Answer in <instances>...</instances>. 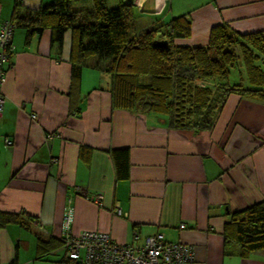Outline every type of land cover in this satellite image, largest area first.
<instances>
[{
    "label": "crops",
    "instance_id": "0c3cea01",
    "mask_svg": "<svg viewBox=\"0 0 264 264\" xmlns=\"http://www.w3.org/2000/svg\"><path fill=\"white\" fill-rule=\"evenodd\" d=\"M21 1L37 10L52 0ZM14 3L0 0V24L10 21ZM135 5L144 27L186 15L191 35L178 45L206 46L216 25L238 34L264 31V0ZM16 30L1 87L0 213L17 214L31 228L0 227V264L62 261L68 208L72 236L93 231L119 244L135 237L141 244L162 234L167 242L193 246V264H264V250L243 258L237 245L224 240L233 213L264 201V99L231 94L210 129L176 130L163 113L112 108L111 76L97 73L92 58L73 106L71 34L57 56L48 29L29 45ZM119 149L128 151L124 179L116 174L113 151ZM38 239L59 246L39 257Z\"/></svg>",
    "mask_w": 264,
    "mask_h": 264
},
{
    "label": "trees",
    "instance_id": "16d2710c",
    "mask_svg": "<svg viewBox=\"0 0 264 264\" xmlns=\"http://www.w3.org/2000/svg\"><path fill=\"white\" fill-rule=\"evenodd\" d=\"M86 2L89 6L83 7ZM136 7L133 0H52L31 10L15 0L7 21L13 29L6 46L13 57L16 29L24 31L26 45L48 29L51 49L58 56L65 34L70 33L74 40L68 92L71 105L76 104L81 72L93 58L98 70L111 76L112 108L163 113L168 115L169 127L176 130L210 129L231 94L264 99V31L238 34L227 25H216L210 30L206 46L178 45L175 40L191 35L186 15L168 23L141 25V29L136 22ZM159 41H166V46H158ZM238 64V85H229V70ZM4 80L5 71L0 81L3 104ZM127 154L126 149L113 151L118 179L128 177ZM10 224L31 228L17 214L0 213V227ZM228 226L231 229L227 234L225 228V243L237 245L240 257L264 250V201L233 213ZM58 246L53 239H38L37 254L43 257ZM59 263L70 264L66 258Z\"/></svg>",
    "mask_w": 264,
    "mask_h": 264
},
{
    "label": "built area",
    "instance_id": "2783aa9c",
    "mask_svg": "<svg viewBox=\"0 0 264 264\" xmlns=\"http://www.w3.org/2000/svg\"><path fill=\"white\" fill-rule=\"evenodd\" d=\"M137 4V3H134ZM13 26L10 22L0 25V81L3 66L11 58L7 46L11 39ZM3 98L0 97V115ZM33 119L36 116H32ZM63 215L65 233L61 239V250L70 264H193L194 247L183 243H171L164 240L162 234L149 236L139 244L137 237L130 244L112 242L106 233L84 231L77 236L69 232L72 210ZM118 213H120L118 211ZM180 229H185L181 224ZM65 264V263H57Z\"/></svg>",
    "mask_w": 264,
    "mask_h": 264
},
{
    "label": "rangeland",
    "instance_id": "374dc122",
    "mask_svg": "<svg viewBox=\"0 0 264 264\" xmlns=\"http://www.w3.org/2000/svg\"><path fill=\"white\" fill-rule=\"evenodd\" d=\"M133 2L140 5V0H133ZM82 6L83 7H88L89 6V3L88 2L82 3ZM138 14L140 15V13H138ZM141 18H145V17L144 16L143 17L139 16L138 18H136V22L138 24V27H140L142 29V26L140 25V23L143 20ZM154 22H155V19L151 20V22H150L151 24L150 25L152 26L154 24ZM161 22H163V21H161ZM165 30H166V28L164 27L162 29V31H165ZM16 31H17L16 32V35H19V32L24 33V31L21 30V29H17ZM181 40L182 39H177V42H178L177 44H180V41ZM89 61L91 62L92 60L90 59ZM239 67H240V65L238 64V65H235L233 68H230L229 75L227 77V82H228L229 85H238L239 78L241 76V70L239 69ZM97 73H99V70L97 71ZM33 116H35V115H33Z\"/></svg>",
    "mask_w": 264,
    "mask_h": 264
},
{
    "label": "water",
    "instance_id": "95a60500",
    "mask_svg": "<svg viewBox=\"0 0 264 264\" xmlns=\"http://www.w3.org/2000/svg\"><path fill=\"white\" fill-rule=\"evenodd\" d=\"M167 42L166 41H159L157 42V45L160 46V47H164L166 46Z\"/></svg>",
    "mask_w": 264,
    "mask_h": 264
},
{
    "label": "bare ground",
    "instance_id": "6f19581e",
    "mask_svg": "<svg viewBox=\"0 0 264 264\" xmlns=\"http://www.w3.org/2000/svg\"><path fill=\"white\" fill-rule=\"evenodd\" d=\"M13 54H14V53H13ZM13 54H12V55H13ZM31 118H32V117H31ZM32 119H33V118H32ZM33 120H35V119H33Z\"/></svg>",
    "mask_w": 264,
    "mask_h": 264
}]
</instances>
